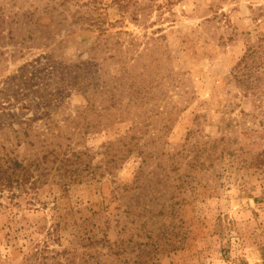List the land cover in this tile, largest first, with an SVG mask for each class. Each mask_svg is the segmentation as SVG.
Returning a JSON list of instances; mask_svg holds the SVG:
<instances>
[{
    "label": "rangeland",
    "instance_id": "obj_1",
    "mask_svg": "<svg viewBox=\"0 0 264 264\" xmlns=\"http://www.w3.org/2000/svg\"><path fill=\"white\" fill-rule=\"evenodd\" d=\"M1 175L0 264H264V0H0Z\"/></svg>",
    "mask_w": 264,
    "mask_h": 264
},
{
    "label": "trees",
    "instance_id": "obj_2",
    "mask_svg": "<svg viewBox=\"0 0 264 264\" xmlns=\"http://www.w3.org/2000/svg\"><path fill=\"white\" fill-rule=\"evenodd\" d=\"M69 162H71V161H69L68 159H66L64 165H67ZM72 164H73V163H70L69 165H72ZM69 165H68V167H69ZM1 178H3L2 175L0 176V179H1ZM4 178H5V177H4ZM8 179L11 181L12 178L8 176ZM17 180H18V179H17ZM22 181H23V179H22ZM17 182L19 183V180H18ZM8 184H10V182H8Z\"/></svg>",
    "mask_w": 264,
    "mask_h": 264
}]
</instances>
